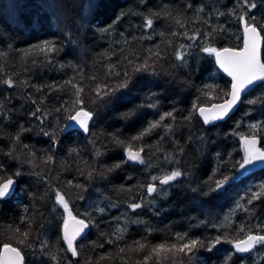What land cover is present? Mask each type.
Masks as SVG:
<instances>
[{
	"label": "trees",
	"instance_id": "trees-1",
	"mask_svg": "<svg viewBox=\"0 0 264 264\" xmlns=\"http://www.w3.org/2000/svg\"><path fill=\"white\" fill-rule=\"evenodd\" d=\"M256 3L257 8L251 10L249 14H255L259 20L264 17V0H256ZM93 4L95 7H90ZM164 4L169 5L176 12L183 10L182 15L187 17H193L194 10L203 7L205 18H210L214 26L222 25L228 30L216 35L213 42L215 47H236L242 43L239 39L242 37L241 25L227 14L237 7L234 0H147L144 4H140L139 0H0V53H3V57L0 58V77L3 78L11 75L17 81L27 79L31 84H50L62 83L75 76L84 86L83 98L88 104L95 97L94 88L97 83L88 77L93 73L100 76L105 64L116 62L117 57H122L129 51L139 52L144 56L145 49L156 44H160L169 54V58L161 62L163 69H158V74L137 73L130 86L131 90L126 89L117 93L111 103L98 101L90 104L96 113L94 127L90 123V130L98 134L95 146L89 142V136L82 130L62 133L59 143L55 146H52L49 137L40 134L35 127L32 132L25 133L21 137L22 143L16 145V155H20L23 159V145L28 144L36 152V163L39 167L35 171L42 169L47 173L51 169V175H44L43 178L35 174L13 177L16 181L14 195L10 200L0 203V248L3 243H12L15 246L16 241L8 238L10 228L20 227L21 230H26L25 225L20 223L24 207L28 208V214L33 217L31 230L33 235L37 233V226L44 219L41 213L51 218V204L47 199H40L48 187L47 181L50 180L54 186L68 193L66 198L70 199L74 213L84 212L85 209L93 213L97 226L89 227L83 244V254L90 255L94 261L99 256H106L107 259L100 261V264H138L150 249L119 253V248L128 249L137 241L155 246L163 242H172L175 233L187 232L194 238H209L222 232L235 234L237 226L241 223L246 226L251 225L253 229L257 224H264V198L248 206L254 209L251 215L235 207L238 198L245 197L246 200V194H250V189L264 182V169L256 168L248 175L233 181L230 186H226L224 191L203 194L208 191V186L204 182L212 180L214 174L218 176L222 171L235 173L231 165L239 161L243 153L238 136L232 133L234 131L247 133L249 123H264V104L242 103L225 123L215 127L216 132L205 128L194 115L191 125L193 135L189 141L190 130L182 117L188 115L193 104L197 102L200 89L206 84L227 88L229 80L218 72L214 58L200 50L199 42L187 50L186 65L176 66L180 62L175 61L171 56L172 48L164 43L165 39L171 41L175 47L191 42L181 37L170 36V32L184 30L170 20L159 19L154 22L155 32L152 33L151 40L138 41L134 38L141 34L148 35V32L137 26L142 23L143 16L147 15L149 9L156 11ZM188 4L193 7L186 8ZM216 9L223 11L225 15L217 17ZM122 11H135L142 15H124L118 19ZM106 26H110L112 31L102 33L100 30ZM191 27L193 29L199 27L202 33L208 30L203 23ZM121 33L123 36L120 35ZM159 33H164V36H160ZM125 38L130 41L129 44L123 43ZM48 40L55 42L61 49L54 58L55 67L40 63L44 59L40 53L23 56V52L28 48ZM122 47L125 53H121ZM102 55H111V60H102ZM33 59L37 60V65L31 64ZM60 65L64 67L61 68ZM47 92L48 89H44L43 93H36L33 88L25 89L22 85L13 89L0 85V99L12 109L11 121H5L0 125V148L5 152L12 145L11 137L16 134L20 124H24L25 127L39 125V121L28 116V112L36 105L25 99L26 94L31 93L39 100ZM74 92L75 89L71 85H66L59 93L52 92L47 96L42 108L49 110L45 125L49 131L56 127L57 119L64 115L63 112L56 113L54 109L62 100L72 101L75 98ZM260 94L254 89L247 98L254 99ZM149 96L158 101L157 108L146 106ZM54 97L58 98L54 99ZM246 110L249 111L248 115H245ZM129 111H134L135 114L125 117L124 113ZM168 111H174L178 128L175 135L171 139L166 137L161 145L166 152H171L179 163L167 165L166 170L176 167L184 175L169 186H159L157 182L158 188L163 187L167 190L166 196L156 197L154 193L153 197H156L154 204L137 210L142 215L137 216V213L127 209L125 199L130 196L133 202H136L139 194L144 191L139 186L151 182V175H159L160 169L155 166L146 168L125 163L103 177H95L88 190L83 193L84 199L76 198V190L68 187L67 182L89 183L79 174L78 164L80 167H86L83 161H87L88 164L100 168L123 161L124 151L115 143L109 142L110 134L118 133L122 139L133 137L146 128L149 122L157 120L160 114ZM60 122L68 123L66 120ZM169 122L166 120L164 123ZM238 123L239 128L236 127ZM162 134V129H157L136 144H155ZM200 135L205 136L208 141L206 144L202 145L196 139ZM176 140L179 141V146L184 148L183 153L175 151L177 146L173 141ZM102 143L103 147H101ZM258 146H264V139H261ZM73 147L82 149L80 156L76 154L69 156V151ZM95 148H100L105 153L99 160L94 159ZM50 149L54 153V160L51 164L45 165L40 158ZM149 151L150 149L146 148L145 153L142 154L146 160ZM160 155L162 159L163 154ZM0 162L5 165L9 175L14 173L16 168L21 167L18 161L6 155L0 156ZM21 171L31 173L33 169L28 164H24ZM129 176L132 179H128ZM52 177L56 179L53 180ZM121 185L132 187L133 192H120ZM50 195L54 197V193ZM245 200L241 203H245ZM112 204L116 206L113 207ZM97 206L105 208L103 215L95 211ZM124 212L133 218L146 221L147 226L152 229L151 232H145V224L130 223L122 240L114 244L105 243L103 248L95 247L97 243H102L111 236L116 227L115 217ZM228 216L231 217L227 222L228 227L221 228L220 225L225 223V217ZM56 223L59 222L54 221V224ZM120 224L123 226V218ZM39 231L45 233L50 246L56 244L58 235L56 228L46 225ZM20 247L25 256V264H51L46 256L39 253L38 242L32 249L25 245ZM92 248L94 251H89ZM229 255H231L230 260H228ZM226 260L228 264H250L248 255H244L241 259V254H235L232 246L228 244L217 245L211 253L200 250L192 259L178 258L177 264H225ZM251 261L252 264H264V249L251 253ZM149 264H170V261H156L153 258Z\"/></svg>",
	"mask_w": 264,
	"mask_h": 264
},
{
	"label": "snow or ice",
	"instance_id": "snow-or-ice-1",
	"mask_svg": "<svg viewBox=\"0 0 264 264\" xmlns=\"http://www.w3.org/2000/svg\"><path fill=\"white\" fill-rule=\"evenodd\" d=\"M147 0H139L140 4L146 3ZM234 4L237 7L228 15L235 18L242 27V43L236 47H222L217 48L214 46V40L218 33L228 31L222 25H213L210 22V18H205L203 15L205 9L203 7L196 8L195 15L193 17L183 16L181 10L176 12L175 9L170 8L169 5H161L156 11L148 10L147 15L143 16L142 23L138 25V28L148 32V35L141 34L139 37H134L138 41L151 40L153 38L152 33L155 32L154 22L159 19L170 20L174 25L180 29H184L180 32H170L172 37H181L190 41V44H180L175 47L171 41L165 39L164 43L172 48L171 56L175 61L180 62L179 67H183L187 63V50L199 42V48L202 52L208 56L213 57L219 70H221L227 77L230 78L227 88L219 87L215 84H206L200 89V96L197 97L195 102L189 111V114L182 117L186 126L189 127L188 140L192 139L191 125L193 117L198 116L202 120L203 125H216L218 121H224L233 113L237 106L241 103L247 105H261L264 104V17L259 20L255 14H249L251 10L257 8L256 0H234ZM51 7V5H49ZM94 8L95 4L90 5ZM191 4L186 5V8H192ZM217 17L225 15L223 11L219 9L215 10ZM124 15H142L139 12L122 11L120 17ZM203 23L207 26V31L201 32L199 27L194 29L192 25H199ZM151 30V31H149ZM102 33H109L112 31L110 26H106L100 30ZM123 36V33L120 34ZM160 36H164V33H159ZM124 44H129L130 41L127 38L123 41ZM61 49L56 46L55 42L48 40L44 43L36 44L23 52L24 57L40 53L43 55V61L40 63H47L55 67L54 58L59 54ZM121 53H125V49H120ZM146 55L141 56L139 52H128L122 57H117V61L113 63H107L104 65L103 73L98 76L95 73L91 74L88 78L97 81L94 91L95 97L88 103H85L83 98L84 86L78 82L77 77H73L69 80H65L62 83H50V84H31L27 79L22 81L14 80L11 75L7 78L0 77V85H5L9 89L18 88L21 85L27 89L31 87L36 93H43L44 89H48V92L41 96L39 100L33 97L31 93H27L26 100H29L31 104L36 107L28 112L30 118H34L39 121V125L25 127L24 124H20L17 128L16 134L11 137L12 145L7 152L3 148H0V156L6 155L10 159L19 162L21 167L24 164H28L33 172L25 173L21 171V167L16 168L15 172L11 175L7 174L5 165L0 162V203L10 200L15 192V177H19L25 174H35L43 178L44 175H51V169L45 173L42 169L35 171L39 166L36 163V152L28 144L23 145L24 151L22 152L23 159L20 155H16V145L22 143L21 137L28 132H32L34 127L36 130L51 139L52 146L59 143L60 135L65 133L67 129L78 126L79 130H82L84 134L89 136V142L95 146L97 133L90 130V123L94 127L95 109L90 107V104L97 103L98 101H104V103H111L112 98L117 93L124 90H131L130 86L133 83L135 74L137 73H149L158 74V69H163L164 60L169 58V54L161 48L160 44H156L153 47L145 49ZM3 57V53H0V58ZM101 59L111 60V55H102ZM37 60L31 61L32 65H37ZM63 68V65H60ZM79 71V70H78ZM83 79V76H80ZM66 85H71L74 89V99L72 101L62 100L60 105L54 109L56 113L63 112L64 115L57 119L56 127L49 131V128L45 126L47 124L49 110L42 108L45 104L47 96L52 92L59 93ZM251 89H255L260 92L254 99L247 98L250 95ZM154 95V94H153ZM204 97L206 99H201ZM242 97H244L242 99ZM58 97H54L57 99ZM147 107L157 108L158 101L154 100L152 96L147 97ZM12 109L8 108L3 99H0V125H3L5 121H11ZM134 111L124 113L125 117H131L134 115ZM249 111L246 110L245 115H248ZM61 120H66L73 123L61 124ZM169 120V123H164ZM237 128L240 127L238 123ZM176 116L174 111H168L159 115V118L155 121L149 122L148 126L142 129L137 135L122 139L118 133L110 134V141L121 147L124 151L125 159L118 161L113 165L107 167L97 168L94 165L88 164L87 161H83L86 167H80L77 165V170L81 176L84 177L88 184L68 181L67 186L76 190V198L84 199L83 193L88 190L91 181L95 177H103L106 173H111L120 168L125 163H131L133 165H141L146 168L158 167L160 169L159 175H151L150 181L147 184H141L139 187L143 189L139 194L136 202H133L132 197L125 199L127 209L133 213H137V216L142 213L137 210L144 207H150L154 204L156 197H162L167 195V190L159 186H169L172 182L177 181L184 173L176 167L171 170H166L167 165H176L179 161L173 156L171 152H166L161 145V142L165 138L171 139L177 130ZM249 131L247 133L233 132V135H237L242 148V156L239 161L234 162L231 165L232 169H235V173L220 172L219 175L213 176L212 180L205 181L208 186V191L204 192V195H209L214 192H221L226 189V186H230L233 181L243 177L250 169L256 167H264V146L260 145L261 139H264V123H249ZM157 129H162L163 134L159 136V139L155 144H139L136 142L144 139L145 136L153 134ZM201 144H206L208 141L205 136L200 135L196 137ZM177 146L175 151L183 153L184 148L179 146V141H173ZM103 143L101 147H103ZM150 149L148 153V159L142 155L145 153V149ZM82 149L73 147L69 151V156L76 154L80 156ZM105 153L100 148L94 149V159L99 160ZM163 157L161 159V155ZM219 155V154H217ZM155 158V159H153ZM41 161L45 165H49L54 160V153L51 149L42 156ZM56 179V177H52ZM132 179V177H128ZM48 187L45 189L44 196L40 199H47L51 204V218L48 215L41 213L44 217L38 224V231L35 235L32 233L33 217L28 214V208H23V214L20 217V223L25 225L26 230H21L20 227L15 229H9V240L14 239L16 241L15 246L12 243H3L0 248V264H25V256L22 254L20 245H25L27 248L32 249L36 247L38 242V251L40 254L46 256L51 264H100V261L107 259L106 256H99L95 261L89 256H85L83 244L87 237V230L90 226L96 227L97 221L91 211L85 209L84 212L76 211L74 213L73 208L70 206V199H67L68 193L62 190L58 186H54L53 183L47 181ZM194 191L196 189H193ZM120 192L132 193V187L120 186ZM54 193V197L50 195ZM156 197H153V194ZM151 197L152 199H147ZM264 198V182L256 185L250 189V194H246L245 197L237 199L235 207L237 210L243 211L247 215H251L254 209L248 207L255 201ZM245 200V203H241ZM115 207V204H112ZM62 209V211H60ZM95 211L104 214L105 208L97 206ZM121 218L124 220L123 226H121ZM231 217H225V223L220 225L221 228H227V222ZM54 221L59 223L54 224ZM116 227L114 232L102 243H97L95 247L103 248L104 244H114L118 240H122L124 234L127 232V225L130 223L145 224V232H151V227L147 226V222L133 218L127 214V212L121 213L120 216L115 217ZM46 225H52L58 230L56 237V244L51 245L44 232L39 231L44 229ZM242 234V235H241ZM114 237V238H113ZM147 237L145 236V241ZM228 244L232 246L235 254H241V259L247 254L251 261V253L254 251H260L264 249V224H257L255 228L251 225L246 226L241 223L237 226L235 234H229L222 232L214 237H192L187 232L175 233L172 242H163L155 246H150L146 242L137 241L133 246L126 248H119V253L124 254L126 251H142L144 249H150L142 257L138 264H149V261L156 259L168 260L170 264H177L178 258L187 257L192 259L194 254L200 250H206L207 252H213L217 248V245ZM94 251V248L89 249ZM231 259L229 255L228 260ZM228 264V261H225Z\"/></svg>",
	"mask_w": 264,
	"mask_h": 264
},
{
	"label": "water",
	"instance_id": "water-1",
	"mask_svg": "<svg viewBox=\"0 0 264 264\" xmlns=\"http://www.w3.org/2000/svg\"><path fill=\"white\" fill-rule=\"evenodd\" d=\"M216 67H217V70H218V72L224 77V78H226L227 80H229L230 81V78L229 77H227L221 70H219V68H218V66L216 65ZM254 89H251V90H249L250 92L251 91H253ZM244 97H242V99H243ZM242 104V103H241ZM241 104H239L238 106H237V108H236V110L233 112V113H231L230 115H229V117L228 118H226L224 121H218V122H216V125H219V124H223V123H225L238 109H239V107L241 106ZM198 117V116H197ZM198 119H199V121L202 123V120H200V118L198 117ZM68 123H73V122H69L68 121ZM67 123V124H68ZM203 124V123H202ZM215 125V126H216ZM203 126H205V125H203ZM214 125H207V126H205V127H213ZM72 130H79L78 129V126H76V127H74V128H70V129H67L66 131H65V133L66 132H69V131H72ZM256 168H260V169H264V167H256ZM16 186V185H15ZM89 230V229H88ZM88 230H87V232H88ZM245 255H247V254H245Z\"/></svg>",
	"mask_w": 264,
	"mask_h": 264
},
{
	"label": "rangeland",
	"instance_id": "rangeland-1",
	"mask_svg": "<svg viewBox=\"0 0 264 264\" xmlns=\"http://www.w3.org/2000/svg\"><path fill=\"white\" fill-rule=\"evenodd\" d=\"M217 126H219V125H216V126H213V127H205V126H204V127L207 128V129H211L212 132H216L215 127H217ZM255 169H256V168H252V169H250L247 173H245L244 176H246V175H248L249 173L253 172ZM239 179H240V178H239Z\"/></svg>",
	"mask_w": 264,
	"mask_h": 264
}]
</instances>
